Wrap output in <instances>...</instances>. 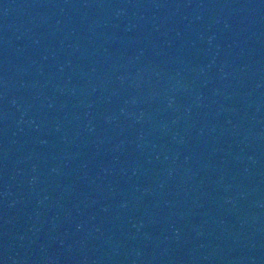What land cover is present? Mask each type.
<instances>
[{"label":"water","instance_id":"obj_1","mask_svg":"<svg viewBox=\"0 0 264 264\" xmlns=\"http://www.w3.org/2000/svg\"><path fill=\"white\" fill-rule=\"evenodd\" d=\"M0 264H264V0H0Z\"/></svg>","mask_w":264,"mask_h":264}]
</instances>
